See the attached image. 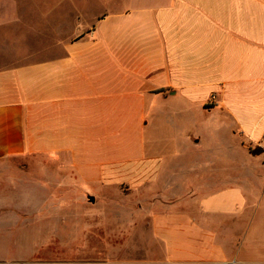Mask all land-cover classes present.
Returning <instances> with one entry per match:
<instances>
[{
  "label": "crops",
  "instance_id": "crops-1",
  "mask_svg": "<svg viewBox=\"0 0 264 264\" xmlns=\"http://www.w3.org/2000/svg\"><path fill=\"white\" fill-rule=\"evenodd\" d=\"M5 3L0 168L37 156L66 174L46 189L92 204L118 190L155 242L130 259L32 260L34 246L19 263L264 264V0ZM73 199L48 193L37 217L56 225L39 236L62 234Z\"/></svg>",
  "mask_w": 264,
  "mask_h": 264
},
{
  "label": "rangeland",
  "instance_id": "rangeland-1",
  "mask_svg": "<svg viewBox=\"0 0 264 264\" xmlns=\"http://www.w3.org/2000/svg\"><path fill=\"white\" fill-rule=\"evenodd\" d=\"M99 1L94 0L93 5L96 10L102 9ZM18 2L25 10L24 13H29L26 12V8H31L29 6L49 7L56 0H18ZM3 4H6L5 0L0 1V6ZM93 5L89 3L88 6ZM34 12L32 9V13ZM56 20L57 13L55 12L52 13L49 21L54 23ZM145 134H148V128L145 129ZM55 175L59 177L66 175L63 169H59V162L37 156L14 158L0 168V201L2 202L0 206V264H20L22 260L19 261V259L22 258V253L34 246L36 252L32 255V260L44 258L50 260L54 257L95 260L110 257L119 259L140 257L147 244L155 243L145 227L148 222L144 219V213L133 212V208L138 206L131 203L121 206L110 203L126 198L120 195L118 190H105V198L99 197L97 202L92 204L84 188L46 189L44 186H47L49 181H53L52 177ZM257 175L261 183L264 180V172H259ZM161 187L162 185L159 184L158 189ZM254 191L255 196L262 195L261 190ZM49 192L56 193L58 197L74 198L73 206L64 214L69 216L70 211H73L76 215L69 221L63 222L61 235L44 238L39 236V233L45 228L47 232H54L56 225L54 221H40L38 219L40 217H37L39 211H42V216H45L43 214L47 212V209H51L45 203ZM127 197L135 198L134 195ZM77 198L80 200L75 203ZM142 198L138 196V199ZM32 200L38 203L29 204ZM142 207L144 211L150 206L145 204ZM120 209L121 213L118 214ZM97 212L100 214H96ZM137 217L138 219H135ZM57 232L59 233V230ZM45 239L47 243L41 245L40 242Z\"/></svg>",
  "mask_w": 264,
  "mask_h": 264
},
{
  "label": "water",
  "instance_id": "water-1",
  "mask_svg": "<svg viewBox=\"0 0 264 264\" xmlns=\"http://www.w3.org/2000/svg\"><path fill=\"white\" fill-rule=\"evenodd\" d=\"M91 201H94V197L90 196Z\"/></svg>",
  "mask_w": 264,
  "mask_h": 264
}]
</instances>
